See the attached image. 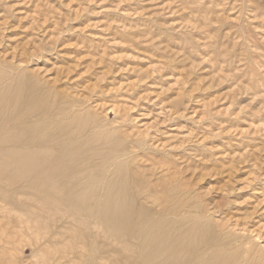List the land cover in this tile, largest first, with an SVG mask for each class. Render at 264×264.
Segmentation results:
<instances>
[{"label":"rangeland","instance_id":"374dc122","mask_svg":"<svg viewBox=\"0 0 264 264\" xmlns=\"http://www.w3.org/2000/svg\"><path fill=\"white\" fill-rule=\"evenodd\" d=\"M27 85L43 114L15 108ZM2 97L38 126L37 153L65 149L103 192L126 171L135 211L201 264H264V0H0ZM5 193L0 264L119 257L73 247L74 218Z\"/></svg>","mask_w":264,"mask_h":264},{"label":"bare ground","instance_id":"6f19581e","mask_svg":"<svg viewBox=\"0 0 264 264\" xmlns=\"http://www.w3.org/2000/svg\"><path fill=\"white\" fill-rule=\"evenodd\" d=\"M16 97L19 105L15 108L27 117L47 110L44 98L32 86L22 87ZM1 99L0 197L5 196V189L14 190L44 202L51 211H63L65 217L74 218L71 225L77 227V235L72 240L73 247L90 248L95 258L110 249L119 254L112 256L114 264H201L193 257L195 251L188 240L164 231L163 224L150 226L143 211H135L143 189L134 185L126 171L109 182L108 192H103L88 169L84 170L85 174L75 170L65 149L54 161L47 158L48 154L37 153L40 148L46 150L44 145H47L38 126L20 127L19 114L8 117L11 102ZM133 189L137 191L135 202L130 197ZM89 239L92 241L87 245L85 241ZM138 247L143 249L142 256L136 255Z\"/></svg>","mask_w":264,"mask_h":264}]
</instances>
